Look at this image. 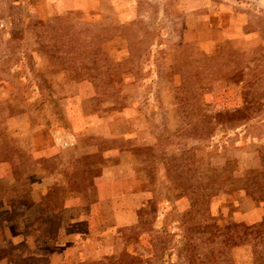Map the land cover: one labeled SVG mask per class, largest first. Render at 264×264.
Returning a JSON list of instances; mask_svg holds the SVG:
<instances>
[{"label":"rangeland","instance_id":"1","mask_svg":"<svg viewBox=\"0 0 264 264\" xmlns=\"http://www.w3.org/2000/svg\"><path fill=\"white\" fill-rule=\"evenodd\" d=\"M0 264H264V0H0Z\"/></svg>","mask_w":264,"mask_h":264},{"label":"trees","instance_id":"2","mask_svg":"<svg viewBox=\"0 0 264 264\" xmlns=\"http://www.w3.org/2000/svg\"><path fill=\"white\" fill-rule=\"evenodd\" d=\"M245 113H247L246 111V107H242L241 110H238V112H234V113H225L222 114L223 116H225L226 119L228 120H232L233 118H238L239 116V120H243ZM215 114H219V113H215Z\"/></svg>","mask_w":264,"mask_h":264}]
</instances>
